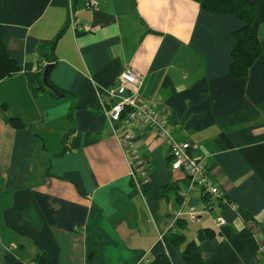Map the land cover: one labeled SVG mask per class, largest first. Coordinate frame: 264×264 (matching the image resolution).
I'll list each match as a JSON object with an SVG mask.
<instances>
[{"label":"crops","instance_id":"0c3cea01","mask_svg":"<svg viewBox=\"0 0 264 264\" xmlns=\"http://www.w3.org/2000/svg\"><path fill=\"white\" fill-rule=\"evenodd\" d=\"M253 2L262 52L236 78L229 66L242 20L196 0H0V41L19 65L0 80V264H139L162 251L188 264L185 245L166 235L183 204L200 212L198 222L182 215L183 232L206 264H264L247 224L264 236V0ZM62 30L48 61L41 43ZM49 63L58 93L43 81ZM126 67L239 205L215 209L225 224L147 129L133 130L149 163L148 179L134 182L99 99Z\"/></svg>","mask_w":264,"mask_h":264},{"label":"built area","instance_id":"2783aa9c","mask_svg":"<svg viewBox=\"0 0 264 264\" xmlns=\"http://www.w3.org/2000/svg\"><path fill=\"white\" fill-rule=\"evenodd\" d=\"M70 21L73 26L76 25L73 10L70 13ZM142 83L143 75L132 67H126L112 86L99 91V99L104 106V112L128 155L131 175L136 185L148 179L149 163L145 155L140 153L135 146L133 130L147 129L159 134L167 143L173 170L180 171L192 185L200 186L203 193L226 201L225 191L211 176L204 157L193 151L189 140L178 139L174 136V125L171 122L169 111L144 98L141 94ZM229 207L237 210L239 205L231 202ZM184 214L188 215L193 222L200 221V212L197 207L190 204L185 208L183 204L173 212L168 229L174 225L178 217ZM213 221L217 226L226 223V219L219 214L213 217ZM247 224L259 250L263 251L264 236L260 226L252 219L247 221Z\"/></svg>","mask_w":264,"mask_h":264},{"label":"trees","instance_id":"16d2710c","mask_svg":"<svg viewBox=\"0 0 264 264\" xmlns=\"http://www.w3.org/2000/svg\"><path fill=\"white\" fill-rule=\"evenodd\" d=\"M201 7L212 13L232 14L242 20V25L233 31L235 45L231 53V63L229 66L230 73L236 78H242L249 72L250 67L254 64L262 52V45L260 39L252 31V27L257 18V9L253 0H196ZM63 30L54 38L43 40L41 48L47 54L48 61L54 60V48L59 36ZM51 54V55H50ZM19 65L15 59L9 54L4 43L0 41V80L17 72ZM48 81L49 79L48 73ZM52 84V83H51ZM54 86V85H53ZM57 89L56 87H54ZM54 89V90H55ZM59 90V89H58ZM190 182V181H189ZM225 191V190H224ZM207 198L206 207L214 216L218 215L215 212L217 207L229 206L232 200L227 198L217 199L204 193ZM211 199V201H210ZM188 218L180 216L176 219L174 225L167 230V237L170 244L175 247L185 245L183 249V256L188 264H206L203 257V252L200 244L196 240H188L183 232L187 226ZM215 229H207L208 236L213 235ZM139 264H173L167 252L162 251L155 255L150 261H142Z\"/></svg>","mask_w":264,"mask_h":264},{"label":"water","instance_id":"95a60500","mask_svg":"<svg viewBox=\"0 0 264 264\" xmlns=\"http://www.w3.org/2000/svg\"><path fill=\"white\" fill-rule=\"evenodd\" d=\"M52 67V64L49 63L46 67H45V70H44V74H43V81L44 83L49 86L50 88L52 89H55L54 86L48 81V73H49V70L50 68ZM55 91L58 93L60 92L58 89H55Z\"/></svg>","mask_w":264,"mask_h":264}]
</instances>
